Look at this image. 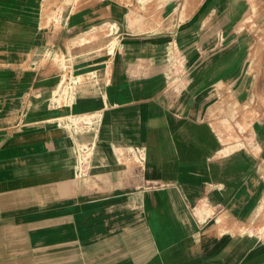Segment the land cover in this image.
Returning <instances> with one entry per match:
<instances>
[{"label": "crops", "instance_id": "obj_1", "mask_svg": "<svg viewBox=\"0 0 264 264\" xmlns=\"http://www.w3.org/2000/svg\"><path fill=\"white\" fill-rule=\"evenodd\" d=\"M252 26L264 0H0V264H264Z\"/></svg>", "mask_w": 264, "mask_h": 264}, {"label": "rangeland", "instance_id": "obj_2", "mask_svg": "<svg viewBox=\"0 0 264 264\" xmlns=\"http://www.w3.org/2000/svg\"><path fill=\"white\" fill-rule=\"evenodd\" d=\"M252 29H255L256 32L258 33V36H257V41H258L257 44H258L261 41L260 39L263 38V32L260 31L258 29V27L255 28L254 26H252ZM256 46H257V48H256V54H257V50H258L259 45H256ZM234 111L236 114H234V115L232 114V116L234 117L233 120L239 121V123L244 127V129L243 128L242 129L245 133L247 131V130L245 131V129L248 127V121H249L247 118L250 117V120H251V116H249V117L247 116L248 109L244 108V109L234 110ZM238 116H240V117H238ZM83 153L84 152L82 150V152H81L82 156H80V163H81L82 167L88 161V156L85 155V153L84 154ZM262 229H264V201L260 204L259 208L256 210L252 219L249 220V222L248 221L245 222L242 225V228L240 230H241V232H244V231L258 232V231H261Z\"/></svg>", "mask_w": 264, "mask_h": 264}, {"label": "built area", "instance_id": "obj_3", "mask_svg": "<svg viewBox=\"0 0 264 264\" xmlns=\"http://www.w3.org/2000/svg\"><path fill=\"white\" fill-rule=\"evenodd\" d=\"M75 76L70 66L65 67L64 75L60 87V96L63 104L72 103L75 99L77 84Z\"/></svg>", "mask_w": 264, "mask_h": 264}, {"label": "water", "instance_id": "obj_4", "mask_svg": "<svg viewBox=\"0 0 264 264\" xmlns=\"http://www.w3.org/2000/svg\"><path fill=\"white\" fill-rule=\"evenodd\" d=\"M113 46L112 45H110L109 46V51L110 52H112V50H113V48H112ZM91 77H95V74H91ZM86 78L87 77H85V76H78V75H76L75 76V81H76V84H77V87L79 86V85H81L84 81H86ZM77 91V90H76ZM75 96H76V93H75ZM224 138H225V140H227V139H229L230 138V135H228V134H226V133H224ZM82 150H83V152L84 153H86V152H88L89 150L87 149V148H81V150H80V153L82 152ZM83 153V154H84ZM86 155V154H85ZM82 156V155H81ZM88 156V155H87ZM139 160H143V157H141V156H139ZM86 164V163H85ZM84 164V165H85ZM83 165V166H84ZM83 168L84 167H82V171H83ZM205 206H206V204H204ZM240 232V235H242V236H249V237H257L258 238V240H260V242H262V243H264V229H262L261 231H258V232H252V231H244V232H241V231H239Z\"/></svg>", "mask_w": 264, "mask_h": 264}, {"label": "bare ground", "instance_id": "obj_5", "mask_svg": "<svg viewBox=\"0 0 264 264\" xmlns=\"http://www.w3.org/2000/svg\"><path fill=\"white\" fill-rule=\"evenodd\" d=\"M8 23V22H7ZM17 31V30H16ZM226 72V71H225Z\"/></svg>", "mask_w": 264, "mask_h": 264}]
</instances>
